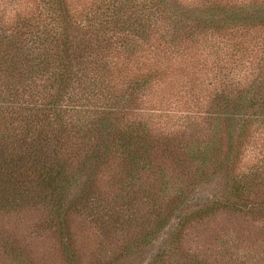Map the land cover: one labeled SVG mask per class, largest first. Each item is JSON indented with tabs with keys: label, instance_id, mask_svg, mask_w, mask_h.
I'll return each mask as SVG.
<instances>
[{
	"label": "trees",
	"instance_id": "16d2710c",
	"mask_svg": "<svg viewBox=\"0 0 264 264\" xmlns=\"http://www.w3.org/2000/svg\"><path fill=\"white\" fill-rule=\"evenodd\" d=\"M50 3L53 24L10 34L0 26V215L43 208L75 264H83L75 216L122 231L121 252L95 264H121L175 217V246L152 264H217L179 245L193 219L264 217V170L239 171L264 125V0H98L79 11ZM201 56H213V70L202 71ZM186 66L193 84L212 77L205 110L191 125L161 131L152 106L177 88ZM238 69L246 74L236 77ZM156 157L172 160L177 185ZM145 174L168 196L144 188ZM213 181L221 188L193 207L196 186ZM21 244L0 229V262L30 263ZM172 254L181 263H165Z\"/></svg>",
	"mask_w": 264,
	"mask_h": 264
},
{
	"label": "rangeland",
	"instance_id": "374dc122",
	"mask_svg": "<svg viewBox=\"0 0 264 264\" xmlns=\"http://www.w3.org/2000/svg\"><path fill=\"white\" fill-rule=\"evenodd\" d=\"M50 1L0 0V26L7 29V34H10L13 33L14 27L25 23L38 26L53 24L54 14ZM65 1L69 7L79 11L84 8L88 9L98 0ZM212 57L201 56L200 67H204L202 71L207 68L213 70L212 65L216 62H212L214 61L211 59ZM190 67L186 66L182 73L177 75V88L165 95L162 104H152L154 105L151 113L152 120L161 131L179 129L185 123L197 121L199 120L198 114H202L205 110L207 89L213 86L208 82H212V77L209 76L208 82H204L202 86L198 85L199 83L193 84L191 82H194L195 76L188 73ZM235 72L238 75L236 77H243L246 74V70L242 69ZM146 112L150 115L151 110ZM203 125L205 124L203 123ZM155 161L160 163L157 164L158 166L165 168V175L170 183L173 186L177 185L176 175L178 172L175 171L176 168L172 160L164 162L156 157ZM253 169L264 170V125L259 126L246 146L239 171L249 173ZM143 179L144 183L149 185L148 188L143 186L144 188L160 192L164 197L168 196L165 188H162L152 175L145 174ZM220 185H222V181L198 184L195 192L191 193L196 197L191 203L192 206L199 208L206 203L211 195L221 188ZM163 201L166 202V199ZM46 219V211L40 207H28L11 217L0 215V229L11 234L15 233L21 240L22 247L31 255L30 263L0 262V264H75L65 260L60 246V238L48 228ZM176 223H178V219L173 217L170 222L171 226L165 229L158 238L145 245H139L129 257L124 258V261H120V263H154L158 254L175 246V231L180 229L175 228ZM71 225L75 249L83 264H95L97 258L116 256L121 252L123 242L122 239L121 243L117 242L116 237L123 236L122 231L116 233L117 230L113 231L111 226H107L108 224L104 225L102 221L93 220L92 216L86 215L75 216ZM130 231L138 232L135 228ZM179 246H182L184 252L197 255L209 263L264 264V217L221 213L216 217L204 218L200 221L193 219L183 230ZM172 256L174 258H165V263H181L176 260L177 254H172Z\"/></svg>",
	"mask_w": 264,
	"mask_h": 264
}]
</instances>
